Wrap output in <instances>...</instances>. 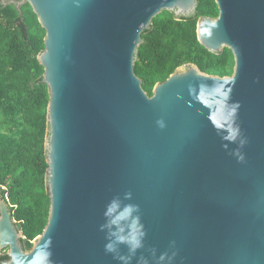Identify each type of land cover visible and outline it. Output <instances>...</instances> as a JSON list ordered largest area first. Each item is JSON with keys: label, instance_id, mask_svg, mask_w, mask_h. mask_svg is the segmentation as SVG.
Instances as JSON below:
<instances>
[{"label": "water", "instance_id": "water-1", "mask_svg": "<svg viewBox=\"0 0 264 264\" xmlns=\"http://www.w3.org/2000/svg\"><path fill=\"white\" fill-rule=\"evenodd\" d=\"M215 1L219 16L199 20L198 40L230 49L233 75L183 66L153 96L135 73L142 34L164 10L194 15L197 0L21 2L46 31L51 203L26 251L0 197L1 264H118L102 226L115 220L128 235L135 222L122 207L105 217L117 197L138 206L146 233L131 264L151 260L149 249L175 253L172 264H264V0Z\"/></svg>", "mask_w": 264, "mask_h": 264}, {"label": "trees", "instance_id": "trees-1", "mask_svg": "<svg viewBox=\"0 0 264 264\" xmlns=\"http://www.w3.org/2000/svg\"><path fill=\"white\" fill-rule=\"evenodd\" d=\"M22 1L0 0V197L9 204L22 233L21 244L29 251L50 215L46 178L50 91L38 59L46 31L32 6ZM218 16L215 0H197L192 16L164 10L154 18L142 34L135 62V73L149 96L183 66L196 65L212 76L233 75L232 51L212 53L198 40L199 20ZM9 259L6 250L0 264Z\"/></svg>", "mask_w": 264, "mask_h": 264}, {"label": "clouds", "instance_id": "clouds-1", "mask_svg": "<svg viewBox=\"0 0 264 264\" xmlns=\"http://www.w3.org/2000/svg\"><path fill=\"white\" fill-rule=\"evenodd\" d=\"M244 141H240L241 147L243 146ZM239 155V153H237ZM242 160L243 157L240 156ZM131 193H126L123 200H131ZM122 207L124 213L127 214V217L134 219V227L129 230V234H124V229H118L117 231H112V226L116 223L115 220H109V223L102 226V230L107 229V243L105 245L106 252L112 254L118 261V264H131V261L134 257L137 256V253H140L145 250L144 239L146 233L144 232L143 225L140 223V217L138 215L139 208L134 204H124L123 201L117 197L114 198L107 207L105 211V217L110 218L113 213V209H119ZM121 246H124L128 249L127 255H122L120 252ZM173 242V247H174ZM151 260L148 256L141 255L138 259V264H152L155 261V264H164L167 261V264H172V261L175 257V253H172L171 256L160 255L157 257L155 249L148 250Z\"/></svg>", "mask_w": 264, "mask_h": 264}, {"label": "built area", "instance_id": "built-area-1", "mask_svg": "<svg viewBox=\"0 0 264 264\" xmlns=\"http://www.w3.org/2000/svg\"><path fill=\"white\" fill-rule=\"evenodd\" d=\"M5 253H6V250L5 251H1L0 252V257H2Z\"/></svg>", "mask_w": 264, "mask_h": 264}]
</instances>
